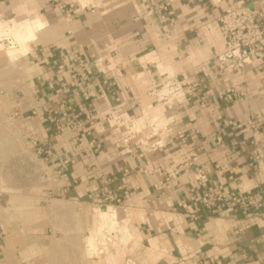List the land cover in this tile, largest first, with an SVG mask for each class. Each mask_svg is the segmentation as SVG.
I'll list each match as a JSON object with an SVG mask.
<instances>
[{
    "label": "crops",
    "instance_id": "0c3cea01",
    "mask_svg": "<svg viewBox=\"0 0 264 264\" xmlns=\"http://www.w3.org/2000/svg\"><path fill=\"white\" fill-rule=\"evenodd\" d=\"M167 1L160 16L145 0H0L5 21H42L0 54V264H264V50L211 69L220 12L264 0ZM74 49L87 77L72 86L57 65ZM161 81L199 87L164 105ZM55 109L73 122L61 136ZM216 188L262 205L211 215L198 199Z\"/></svg>",
    "mask_w": 264,
    "mask_h": 264
},
{
    "label": "built area",
    "instance_id": "2783aa9c",
    "mask_svg": "<svg viewBox=\"0 0 264 264\" xmlns=\"http://www.w3.org/2000/svg\"><path fill=\"white\" fill-rule=\"evenodd\" d=\"M53 2H63L69 6L73 5V0H51ZM149 3L146 13L172 14V8L170 2L167 0H145ZM93 7L92 5L90 8ZM218 31L221 36V46L215 51L211 57V61L214 64L211 68L215 74L221 75L228 72H241L245 64H248L253 55L264 50V12L254 7L247 5H233L225 8L220 12L217 17ZM52 56V54H50ZM83 51L72 50L71 55L59 54V58L62 62L58 63L59 69H68L69 73L73 76L71 85L74 86L77 82L76 76L79 78H86L87 74L82 69L84 65ZM65 61L67 66L65 68ZM204 77L210 76V71L203 72ZM102 83L106 85H114V81L108 78L104 79ZM199 87L198 81H180L177 83L169 84L162 81L157 83L154 87L153 94L158 104L170 105L180 101L181 93L184 88L188 90H196ZM227 91L231 92L232 88ZM95 94L94 89H87L85 98L91 97ZM231 94H227V98L230 99ZM59 110H62L61 108ZM53 110L57 114L54 119V135L61 136L67 128H70L72 120L65 118L61 120V111ZM80 116V115H78ZM86 119L92 126L94 124V115L88 113ZM108 126L115 129L119 126L129 124L134 126L133 120L126 115H114L110 114L104 117ZM80 124L81 119H77ZM250 126L254 125L252 119L248 120ZM136 130L135 128H133ZM136 132V131H134ZM221 137H217L219 140ZM73 139H75L73 137ZM130 137H123L124 141L129 140ZM91 143L95 147L99 146L98 143ZM148 151L156 150L163 144L160 140L148 143ZM196 177L199 180L205 179V172L202 169L197 170ZM198 204L201 208L206 210L211 215H228V211L233 207L243 208L245 206L254 205L256 208L261 207V202L256 201V198L247 193L238 192L236 190L226 191L221 188L204 190L198 199ZM129 261L126 262L128 264ZM210 264H222L219 259L211 260Z\"/></svg>",
    "mask_w": 264,
    "mask_h": 264
},
{
    "label": "bare ground",
    "instance_id": "6f19581e",
    "mask_svg": "<svg viewBox=\"0 0 264 264\" xmlns=\"http://www.w3.org/2000/svg\"><path fill=\"white\" fill-rule=\"evenodd\" d=\"M41 24L42 21L39 18H35V19L33 18L31 20L14 23V24L9 23V21L0 20V39L2 38V36L12 35L14 39L16 38L17 40L22 41L24 38L30 37V33H32L33 29L37 28ZM10 50L11 47L3 48L0 42V54L5 53L7 55L9 54L8 52Z\"/></svg>",
    "mask_w": 264,
    "mask_h": 264
},
{
    "label": "rangeland",
    "instance_id": "374dc122",
    "mask_svg": "<svg viewBox=\"0 0 264 264\" xmlns=\"http://www.w3.org/2000/svg\"><path fill=\"white\" fill-rule=\"evenodd\" d=\"M1 20H3V21H5L3 18H0ZM12 24V23H11ZM5 37V38H4ZM3 38H2V40H0L1 41V43H2V46H3V48H7V47H11V48H14V46L16 47L18 44V42L13 38V36L12 35H5ZM20 47H21V49L22 48H24V44L23 43H21L20 44ZM20 49V50H21ZM15 57V56H14ZM13 57V58H14Z\"/></svg>",
    "mask_w": 264,
    "mask_h": 264
}]
</instances>
